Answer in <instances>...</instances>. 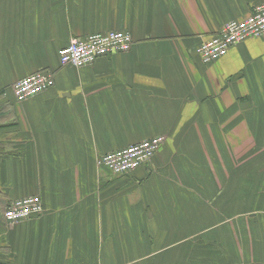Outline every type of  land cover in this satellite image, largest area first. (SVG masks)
<instances>
[{
  "label": "crops",
  "instance_id": "1",
  "mask_svg": "<svg viewBox=\"0 0 264 264\" xmlns=\"http://www.w3.org/2000/svg\"><path fill=\"white\" fill-rule=\"evenodd\" d=\"M264 0H0V264H264V36L211 64L199 45ZM125 53L61 66L74 38ZM54 85L17 103L11 85ZM154 137L113 177L97 161ZM42 212L7 224L9 204Z\"/></svg>",
  "mask_w": 264,
  "mask_h": 264
},
{
  "label": "built area",
  "instance_id": "2",
  "mask_svg": "<svg viewBox=\"0 0 264 264\" xmlns=\"http://www.w3.org/2000/svg\"><path fill=\"white\" fill-rule=\"evenodd\" d=\"M264 36V3L253 8L252 12L240 19L224 23L219 31L203 41L197 55L202 64L208 65L252 37ZM132 37L126 31H108L95 33L83 38H74L59 53L61 66L81 68L92 65L96 60L125 53L132 46ZM54 85L53 75L39 72L28 75L11 85L15 101L24 103ZM164 137H154L130 145L126 148L106 153L97 163L113 177L127 176L141 166L149 163L164 143ZM42 212V202L38 196H26L13 200L4 212L7 224H17Z\"/></svg>",
  "mask_w": 264,
  "mask_h": 264
}]
</instances>
